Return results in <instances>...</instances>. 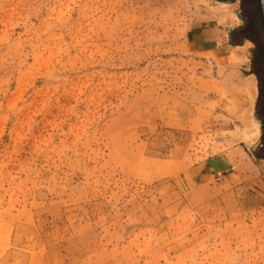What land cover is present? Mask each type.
Segmentation results:
<instances>
[{
  "label": "rangeland",
  "instance_id": "rangeland-1",
  "mask_svg": "<svg viewBox=\"0 0 264 264\" xmlns=\"http://www.w3.org/2000/svg\"><path fill=\"white\" fill-rule=\"evenodd\" d=\"M263 109L258 0H0V264H264Z\"/></svg>",
  "mask_w": 264,
  "mask_h": 264
},
{
  "label": "water",
  "instance_id": "water-1",
  "mask_svg": "<svg viewBox=\"0 0 264 264\" xmlns=\"http://www.w3.org/2000/svg\"><path fill=\"white\" fill-rule=\"evenodd\" d=\"M258 8L261 14L262 23L264 26V0H258Z\"/></svg>",
  "mask_w": 264,
  "mask_h": 264
},
{
  "label": "flooded vegetation",
  "instance_id": "flooded-vegetation-1",
  "mask_svg": "<svg viewBox=\"0 0 264 264\" xmlns=\"http://www.w3.org/2000/svg\"><path fill=\"white\" fill-rule=\"evenodd\" d=\"M223 1H228V0H223ZM233 1H235V0H233ZM258 110H259V108H258ZM259 118L261 121V127H263V129H264V109L262 110V114L259 116ZM260 145H261V147H264V143H261Z\"/></svg>",
  "mask_w": 264,
  "mask_h": 264
},
{
  "label": "crops",
  "instance_id": "crops-1",
  "mask_svg": "<svg viewBox=\"0 0 264 264\" xmlns=\"http://www.w3.org/2000/svg\"><path fill=\"white\" fill-rule=\"evenodd\" d=\"M208 163V167H211L210 165H209V163H212V158L209 160V162H207Z\"/></svg>",
  "mask_w": 264,
  "mask_h": 264
},
{
  "label": "bare ground",
  "instance_id": "bare-ground-1",
  "mask_svg": "<svg viewBox=\"0 0 264 264\" xmlns=\"http://www.w3.org/2000/svg\"><path fill=\"white\" fill-rule=\"evenodd\" d=\"M233 18L231 17V20H232ZM240 52H242L241 50H239Z\"/></svg>",
  "mask_w": 264,
  "mask_h": 264
}]
</instances>
